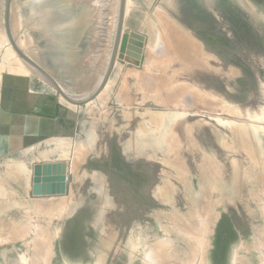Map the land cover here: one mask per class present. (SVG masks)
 I'll list each match as a JSON object with an SVG mask.
<instances>
[{
	"label": "rangeland",
	"instance_id": "obj_1",
	"mask_svg": "<svg viewBox=\"0 0 264 264\" xmlns=\"http://www.w3.org/2000/svg\"><path fill=\"white\" fill-rule=\"evenodd\" d=\"M2 6L0 264H263L264 0Z\"/></svg>",
	"mask_w": 264,
	"mask_h": 264
},
{
	"label": "bare ground",
	"instance_id": "obj_2",
	"mask_svg": "<svg viewBox=\"0 0 264 264\" xmlns=\"http://www.w3.org/2000/svg\"><path fill=\"white\" fill-rule=\"evenodd\" d=\"M94 1V0H93ZM114 2H116V0H114ZM3 3V6L2 7H4V9L5 10H7V0H0V4H2ZM116 4V3H115ZM163 18V17H162ZM165 18V17H164ZM12 21V20H11ZM3 20H2V16L0 15V30L1 31H3L2 32V34H4L5 35V37H6V39L8 38V36L6 35V33H5V28H4V26H3ZM162 22V21H161ZM171 25V24H170ZM14 29V28H13ZM164 29V28H163ZM177 30V29H176ZM166 31H167V29H166ZM168 32V31H167ZM170 32V31H169ZM173 33V32H172ZM177 32H175V34H176ZM180 33V32H179ZM1 34V35H2ZM162 35V34H161ZM166 35V34H165ZM180 35V34H179ZM3 36V35H2ZM164 36V35H163ZM168 36V35H167ZM186 38V37H185ZM10 40V39H9ZM157 40V39H156ZM182 40V39H181ZM190 40V39H189ZM7 41V40H6ZM191 41V40H190ZM5 42V41H4ZM189 42V41H188ZM192 42V41H191ZM160 43V42H159ZM195 43V42H194ZM5 43H3V45H4ZM156 45V44H155ZM171 45V44H170ZM195 45V44H194ZM1 47V46H0ZM156 47V46H155ZM188 47V46H187ZM22 48V47H21ZM194 48V47H193ZM198 49V48H197ZM154 50V49H153ZM199 50V49H198ZM23 51V50H22ZM193 51H195V50H193ZM153 52V51H152ZM187 52V51H186ZM5 53V52H4ZM3 53V54H4ZM7 53V52H6ZM5 53V54H6ZM148 53V52H147ZM146 53V54H147ZM155 53V52H154ZM205 53V52H204ZM4 54V55H5ZM157 54V53H156ZM192 55H193V53H192ZM6 56H8V54H6ZM149 56V55H148ZM170 56V55H169ZM187 56V55H186ZM181 57V56H180ZM189 57V56H188ZM5 58V57H4ZM7 59V58H6ZM185 60H186V58H184ZM5 60V59H4ZM189 60H191L190 59V57H189ZM154 61V60H153ZM158 61V60H157ZM7 62V61H6ZM9 62V61H8ZM18 62V61H17ZM17 62H13L14 64L16 63L17 65H18V63ZM159 62V61H158ZM157 62V63H158ZM161 62V61H160ZM172 62V61H171ZM10 64V63H9ZM21 64V63H20ZM20 64H19V67H20ZM0 65H1V63H0ZM7 65H8V63H7ZM7 65H6V67H7ZM17 65H15L16 67H17ZM11 66V65H10ZM9 66V67H10ZM158 66V65H157ZM21 67H22V65H21ZM20 67V68H21ZM15 68V67H14ZM158 68V67H157ZM186 68V67H185ZM12 69V68H11ZM14 70V69H13ZM21 70V69H20ZM36 72H37V75H38V73H41L42 75H43V73L39 70V69H37V68H35L34 69ZM133 70V69H132ZM22 71H24V70H22ZM33 71V70H32ZM26 72V71H25ZM34 72V71H33ZM36 72H34L35 74H36ZM158 72V71H157ZM146 74V73H145ZM205 74V73H204ZM210 74V73H209ZM39 76V75H38ZM143 77H145V76H143ZM199 79V78H198ZM223 79V78H222ZM139 80V79H138ZM143 80V79H142ZM147 80H149V79H147ZM140 83H141V81H139ZM147 82V81H146ZM149 82V81H148ZM195 82V81H194ZM150 83V82H149ZM142 87V86H141ZM179 88V87H178ZM177 89V88H176ZM184 89V88H183ZM188 90V89H187ZM186 90V91H187ZM180 94V93H179ZM185 94V93H184ZM187 95V94H186ZM181 96V95H180ZM183 96V95H182ZM184 97V96H183ZM188 97V96H187ZM185 98V97H184ZM1 99V98H0ZM68 99V98H67ZM81 99V98H80ZM178 99V98H177ZM190 99V98H189ZM179 100V99H178ZM181 100V99H180ZM69 101H71V102H73V103H78L79 101L78 100H72V99H69ZM182 101V100H181ZM180 102V101H179ZM10 108V107H9ZM18 109V108H17ZM243 110V109H242ZM16 112V111H15ZM185 113V112H184ZM6 116V115H5ZM212 116V115H211ZM178 118V117H177ZM215 118V117H214ZM221 118V117H220ZM223 118V117H222ZM221 118V119H222ZM239 121V120H238ZM184 122V121H183ZM248 122V121H247ZM174 123V122H173ZM209 123V122H208ZM251 123V122H250ZM260 123H263V122H260ZM201 126V125H200ZM184 128V127H183ZM101 132V131H100ZM227 133V132H226ZM143 134V133H142ZM101 135V134H100ZM247 135V134H246ZM102 136V135H101ZM185 138V137H184ZM254 139V138H253ZM102 140V139H101ZM247 140H248V138H247ZM254 140H256V139H254ZM105 141V140H104ZM257 141V140H256ZM255 141V142H256ZM227 142V141H226ZM251 142V141H250ZM253 142V141H252ZM258 142V141H257ZM256 142V143H257ZM258 143H260V142H258ZM253 145H254V143H253ZM260 145V144H259ZM72 146V145H71ZM250 146V145H249ZM252 146V145H251ZM258 147V146H257ZM253 149V148H252ZM251 149V150H252ZM256 149V148H255ZM247 150H248V148H247ZM259 151V150H258ZM190 152V151H189ZM255 152V151H254ZM257 152V151H256ZM40 153V152H39ZM150 154V153H149ZM200 154H201V152H200ZM214 154V153H213ZM263 157V156H262ZM262 157H261V154H260V158L262 159ZM71 158V157H70ZM177 158V157H176ZM194 158V157H193ZM179 161V160H178ZM184 161V160H183ZM261 161H263V160H261ZM142 163H143V161H141ZM69 163V162H68ZM263 163V162H262ZM144 164V163H143ZM260 164H261V162H260ZM140 165H141V163H140ZM68 168V167H67ZM226 169V168H225ZM145 170V169H144ZM45 171V170H44ZM48 171V170H47ZM250 171V170H249ZM116 172V171H115ZM252 173V172H251ZM120 175V174H119ZM47 176V175H46ZM261 176V175H260ZM263 176V175H262ZM155 177V176H154ZM45 180H46V178H45ZM51 182V181H50ZM202 182H203V177H202ZM206 182V181H205ZM204 182V183H205ZM46 183V182H45ZM44 183V184H45ZM210 183H211V181H210ZM214 186V185H213ZM208 187H210V185L208 186ZM41 188V187H40ZM50 188V187H49ZM61 188V187H60ZM211 188V187H210ZM213 188V187H212ZM215 188V187H214ZM36 189V188H35ZM34 189V190H35ZM205 189H206V187H205ZM208 190H207V192L208 191H210L209 190V188H207ZM214 190V189H213ZM202 191H203V189H202ZM205 191V190H204ZM212 191V190H211ZM264 191V190H263ZM38 193V192H37ZM41 193V192H40ZM210 193V192H209ZM263 193V192H262ZM51 194V193H50ZM207 195V194H206ZM262 195H264V194H262ZM208 197V196H207ZM259 197V196H258ZM37 198V197H36ZM40 198V197H39ZM41 200V199H40ZM113 200V199H112ZM201 200V199H200ZM259 201H261L260 199H258ZM128 201V200H127ZM262 201H263V199H262ZM261 201V202H262ZM44 202V201H43ZM121 202V201H120ZM126 202V201H125ZM264 202V201H263ZM129 204V203H128ZM262 205H260V207H261ZM123 209V208H122ZM263 209H264V205H263ZM264 211V210H263ZM262 214V213H261ZM101 215V214H100ZM263 215V214H262ZM263 217H264V215H263ZM101 218V217H100ZM264 222V221H263ZM27 226V225H26ZM27 227H29V228H31V226H30V224L28 223V226ZM23 228H25V227H23ZM28 228V229H29ZM33 228V227H32ZM35 228V227H34ZM37 228V227H36ZM36 228L35 229H33V230H36ZM40 228V227H39ZM38 228V229H39ZM264 228V227H263ZM27 229V230H28ZM42 229V228H41ZM32 230V229H31ZM32 230V231H33ZM40 230V229H39ZM207 230V229H206ZM255 230H258V228H256L255 227ZM258 231H262V230H258ZM25 232H26V229H25ZM41 232V231H40ZM259 233V232H258ZM263 233H264V231H263ZM42 234V233H41ZM202 235H204L205 236V234H202ZM259 235V234H258ZM257 235V236H258ZM45 236H47V235H45ZM49 236H51V234L49 235ZM203 236V237H204ZM256 236V237H257ZM259 236H261V238H259L258 237V239L260 240V242H258L257 240L258 239H256V241L258 242L257 243V246H258V249H259V251H260V253H261V259H262V261H263V264H264V236L263 235H259ZM43 237H44V235H43ZM50 238H52V237H50ZM255 238V237H254ZM200 239V238H199ZM204 240V239H203ZM52 240H50V242H51ZM205 241V240H204ZM256 241H254V242H256ZM46 243V242H45ZM201 245H203L204 246V243L202 242V244L200 243V246ZM206 245V244H205ZM255 245H256V243H255ZM163 246V245H162ZM199 246V247H200ZM164 247V246H163ZM48 248V247H47ZM51 248V247H50ZM206 248V247H205ZM163 249V248H162ZM39 250H41V254H42V259H43V261L41 262H39V264H49V258H50V256L48 255V252L46 251V248L44 247V245H43V248H40ZM50 251V250H49ZM200 252H203L202 250H199ZM198 251V252H199ZM157 252H158V250H157ZM165 251H163V252H158V256H159V258H160V261H161V259L162 260H164V258H165V256H166V254L164 253ZM155 253H156V251H155ZM154 255V253H149V255H148V257H151V256H153ZM237 255V254H236ZM259 255V254H258ZM37 257V256H36ZM162 257V258H161ZM239 257V256H238ZM40 258V257H39ZM197 262H196V264H205L206 263V260H205V258H204V256H203V253H199L198 254V257H197ZM24 262V261H23ZM26 262V261H25ZM166 262V261H165ZM169 262V261H168ZM167 262V263H168ZM236 262H238V261H236ZM236 262H234L235 264H236ZM24 264V263H23ZM26 264H27V262H26ZM169 264V263H168Z\"/></svg>",
	"mask_w": 264,
	"mask_h": 264
},
{
	"label": "water",
	"instance_id": "obj_3",
	"mask_svg": "<svg viewBox=\"0 0 264 264\" xmlns=\"http://www.w3.org/2000/svg\"><path fill=\"white\" fill-rule=\"evenodd\" d=\"M134 36H135V35H134ZM135 37L138 38V39H140V40L142 39L140 36H135Z\"/></svg>",
	"mask_w": 264,
	"mask_h": 264
}]
</instances>
